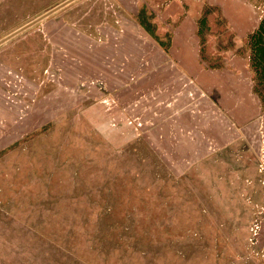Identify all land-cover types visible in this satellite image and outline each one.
<instances>
[{"label":"rangeland","instance_id":"obj_1","mask_svg":"<svg viewBox=\"0 0 264 264\" xmlns=\"http://www.w3.org/2000/svg\"><path fill=\"white\" fill-rule=\"evenodd\" d=\"M61 1L0 0V38ZM0 264H264V0H70L1 41Z\"/></svg>","mask_w":264,"mask_h":264},{"label":"water","instance_id":"obj_2","mask_svg":"<svg viewBox=\"0 0 264 264\" xmlns=\"http://www.w3.org/2000/svg\"><path fill=\"white\" fill-rule=\"evenodd\" d=\"M70 0H63L61 2H59L58 4L54 5L53 7L45 10L42 14L34 17L33 19H31L30 21L24 23L23 25L17 27L16 29H14L13 31H10L9 33H7L6 35H4L3 37L0 38V42L3 41L4 39L8 38L9 36L13 35L14 33H16L17 31L21 30L22 28H24L25 26L30 25L31 23L35 22L36 20L40 19L41 17H43L44 15L48 14L49 12L55 10L56 8L60 7L61 5L67 3Z\"/></svg>","mask_w":264,"mask_h":264},{"label":"crops","instance_id":"obj_3","mask_svg":"<svg viewBox=\"0 0 264 264\" xmlns=\"http://www.w3.org/2000/svg\"><path fill=\"white\" fill-rule=\"evenodd\" d=\"M185 52H183V54H184ZM181 65L183 66V64L181 63ZM189 71V70H188Z\"/></svg>","mask_w":264,"mask_h":264},{"label":"trees","instance_id":"obj_4","mask_svg":"<svg viewBox=\"0 0 264 264\" xmlns=\"http://www.w3.org/2000/svg\"><path fill=\"white\" fill-rule=\"evenodd\" d=\"M260 33H262V32H260ZM260 33H259V34H260Z\"/></svg>","mask_w":264,"mask_h":264}]
</instances>
